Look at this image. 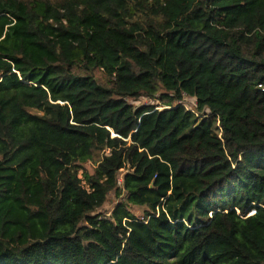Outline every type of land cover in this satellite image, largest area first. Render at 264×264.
Returning <instances> with one entry per match:
<instances>
[{
	"label": "trees",
	"instance_id": "16d2710c",
	"mask_svg": "<svg viewBox=\"0 0 264 264\" xmlns=\"http://www.w3.org/2000/svg\"><path fill=\"white\" fill-rule=\"evenodd\" d=\"M0 264H264V0H0Z\"/></svg>",
	"mask_w": 264,
	"mask_h": 264
},
{
	"label": "rangeland",
	"instance_id": "374dc122",
	"mask_svg": "<svg viewBox=\"0 0 264 264\" xmlns=\"http://www.w3.org/2000/svg\"><path fill=\"white\" fill-rule=\"evenodd\" d=\"M94 77H95L96 81L101 82V83H103L105 80V76L103 75V73L100 70H96L94 72ZM129 102L134 104V105H141V104L157 105L158 109H162V107H163L162 101H159V99H157V98L146 97L145 95L140 96L136 100H129ZM179 103H181L187 110H192V111L195 110V101L193 98L183 96V98L181 99V101ZM93 164H94L93 162H90V163L84 164L83 167L88 172H91L93 169ZM122 173L123 172L121 171L118 174L119 180L121 178ZM116 202H118V199H116L114 197V194L111 192L110 194H108L106 201L97 210L96 213L101 214L102 216H108L110 214L112 208L116 204ZM129 210L134 216L139 217L142 214L143 208L130 206Z\"/></svg>",
	"mask_w": 264,
	"mask_h": 264
}]
</instances>
